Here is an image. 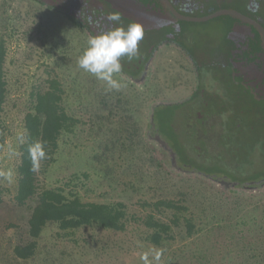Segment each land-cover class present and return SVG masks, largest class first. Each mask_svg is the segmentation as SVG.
Wrapping results in <instances>:
<instances>
[{"label": "rangeland", "instance_id": "374dc122", "mask_svg": "<svg viewBox=\"0 0 264 264\" xmlns=\"http://www.w3.org/2000/svg\"><path fill=\"white\" fill-rule=\"evenodd\" d=\"M151 1L148 8L163 11L159 2L150 4ZM114 2L0 0V36L6 44L8 86L0 168L15 170L18 164L16 136L23 130L29 91L43 84L49 74H56L65 88L68 112L74 114L78 124L71 134L61 138L60 153L49 177L40 176L44 186L77 193L85 202L123 203L129 218L145 215L159 199L182 200L198 220H204L201 226L239 204L241 214L243 210L249 212L247 217L243 215L244 221L255 232H261L264 191L220 194L217 186L207 180L172 170L167 153L146 137L150 104L156 99H181L180 103L155 108V128L149 134H159L179 153L177 162H183L179 164L183 169L226 177L237 184L264 180V99L258 100L251 91L231 81L228 53H223L230 45L226 29L217 17L171 25L178 33L179 48L160 45L147 83L136 89L120 74L134 75L142 68L158 36L152 32L156 22H146L142 17L137 20L117 5L130 2L134 6L130 0ZM48 5L79 6L95 12L101 18V30L115 26L107 20L110 12L126 17L125 23L120 21L122 26L131 22L142 25L144 37L138 44V56L132 60L122 57V73L114 74V79L123 85L120 90L108 89L105 82L78 67L77 59L88 36ZM188 97L192 99L187 101ZM9 143L16 147L14 158L7 156ZM14 186L15 182L0 181V264H143L140 255L155 248L144 239L147 228L130 218L122 232L82 227L68 236H58L55 226L48 224L37 240L35 255L26 260L18 258L12 249L29 240L27 218L35 198L18 205ZM195 243L196 238L187 247L196 248ZM183 244L177 235L161 247V264L166 256L177 257V262L184 259Z\"/></svg>", "mask_w": 264, "mask_h": 264}, {"label": "trees", "instance_id": "16d2710c", "mask_svg": "<svg viewBox=\"0 0 264 264\" xmlns=\"http://www.w3.org/2000/svg\"><path fill=\"white\" fill-rule=\"evenodd\" d=\"M41 4L43 3L41 2ZM49 8H53L63 15L68 22L81 29L88 37L89 35L97 34L101 30L100 25L102 22L95 15V12H90L91 16L89 17L92 18L93 23H89L87 16L89 11L86 10L85 12L82 8H80L82 9L81 12L78 11L79 8L75 11L65 5H53ZM204 11L209 13L207 8ZM121 22L125 23L126 17L121 16ZM171 25H166L167 29H165L166 26L152 29V32L158 33V36L151 48V53L145 62L142 63V68H139L131 76L135 77L142 74L147 61L160 45L169 41L177 42L178 38L176 35L178 33L173 31L174 27H171ZM226 31L228 33L227 29ZM260 43V38H256L251 40L249 44L254 49L256 48L258 52H264V47ZM6 53L5 40L0 36V149L4 143L2 115L8 94L4 68ZM226 55L229 63L230 54ZM120 75L126 83L133 86L122 74ZM193 93V95H196L197 91ZM65 96V88L61 79L56 74H49L44 79L43 84L35 85L29 91L27 108L22 118V132L25 135L24 141L22 143L18 142L19 160L15 167L14 200L18 205H24L35 198V204L30 207L27 218L29 240L23 244H16L12 249L16 257L24 260L30 259L35 255L37 240L48 224L55 226L58 236H68L82 227H97L122 232L126 229L128 222H130L131 217L129 218L123 203L85 202L77 193H68L65 189L42 184L40 176L43 175L44 179L49 177V171L56 161L57 154L60 153L61 138L64 135L71 134L78 124V119L74 114L68 112ZM189 99L192 98L188 97L186 100L188 101ZM100 101L103 102L105 100ZM189 118L190 116L188 115L187 119ZM35 140L45 142L47 158L41 161L39 170L33 172L30 170L31 162L28 146ZM179 150L182 154L180 148ZM172 151L174 152L176 165L182 168L179 164H183V162L180 163V160L179 164L177 162V151L173 148ZM185 158H187L186 154ZM208 175L234 183L226 177ZM244 184L246 183H236V186ZM217 189L220 194H237L231 188L226 190L217 187ZM152 205L153 209L145 215L131 218L136 224L147 228L145 241L155 248L167 246L177 238V235L180 241H184L181 251V257L184 259L179 258V263L176 260L177 257L170 256L167 258L166 256L165 260L162 259L163 264H170L171 258L173 259L171 264L264 263V228L261 232H255L250 226L251 224L244 221L249 212L243 210L244 214H241L238 209L239 204L234 205L231 210L228 209L215 221L208 222L206 226H201L204 220L201 218L198 220V217L190 212V207L182 200L165 198L153 202ZM202 215L205 217V213ZM234 219L236 220L233 222L232 220ZM195 238L198 239V243H195L196 248L187 247V243L190 244ZM207 243L209 245H206ZM205 245L206 247H204ZM174 255L178 256V254Z\"/></svg>", "mask_w": 264, "mask_h": 264}, {"label": "flooded vegetation", "instance_id": "af4514ba", "mask_svg": "<svg viewBox=\"0 0 264 264\" xmlns=\"http://www.w3.org/2000/svg\"><path fill=\"white\" fill-rule=\"evenodd\" d=\"M114 2V0H111ZM134 6H130V2H119L117 5L126 10L127 12L134 14V18L139 20V17L145 19L146 22H156L154 28H160L166 25H174L176 23L192 22L180 19L176 17L165 0H156L160 3L163 11L153 9V6L148 8L149 0L147 3H143L142 0H130ZM177 13L187 17H202L219 10H233L240 15L254 21L264 29V0H168ZM227 5H224V2ZM223 2V3H218ZM115 3V2H114ZM154 0L150 2L153 4ZM220 4L219 7H216ZM148 5V6H147ZM258 5V8L256 7ZM76 7H69L76 11ZM79 7L78 11L82 9L86 12V8ZM205 8L209 9L203 15H199ZM127 14V13H126ZM88 18L91 16L90 11L87 14ZM216 18V17H215ZM218 21L222 24V27L228 30L229 34V47L224 48L226 50L223 53L230 54L229 65L231 71L232 81L235 85L242 86L244 89L251 91L258 100L264 98V52H258L256 48L250 46L251 40L260 38L261 45L264 47V40L261 34V30L254 24L246 21L240 16L232 14H223L217 16ZM101 19V18H100ZM259 40V39H258ZM167 45H173L177 49V43L175 41H169L165 43Z\"/></svg>", "mask_w": 264, "mask_h": 264}, {"label": "clouds", "instance_id": "9594fccd", "mask_svg": "<svg viewBox=\"0 0 264 264\" xmlns=\"http://www.w3.org/2000/svg\"><path fill=\"white\" fill-rule=\"evenodd\" d=\"M258 8V5H256ZM107 20L114 23V27L108 30H101L95 35H89L86 46L78 56V67L94 75L98 80L105 82L108 89L120 90L123 85L114 74L122 71L120 60L127 57L129 60L138 56V44L144 37V30L138 22H131L127 26L120 25L121 14L110 12ZM89 23H93L89 17ZM24 132H18L16 139L24 141ZM45 142L35 140L28 146V154L31 162V171L39 170L41 161L47 158ZM17 155L16 147L9 143L7 146L8 158ZM0 181L8 184L16 182V173L12 168H0ZM164 249L152 248L140 255L143 264H161Z\"/></svg>", "mask_w": 264, "mask_h": 264}, {"label": "water", "instance_id": "95a60500", "mask_svg": "<svg viewBox=\"0 0 264 264\" xmlns=\"http://www.w3.org/2000/svg\"><path fill=\"white\" fill-rule=\"evenodd\" d=\"M167 6L169 7V9L171 10V12L178 18L183 19V20H187V21H192V22H198V21H204V20H208L214 17H217L219 15H223V14H232V15H236V16H240L241 18L245 19L246 21L256 25L260 30H261V34L263 36V40H264V29L259 26L257 23H255L254 21L240 15L239 13L233 11V10H219L216 12H213L211 14H208L206 16H202V17H187V16H183L180 15L179 13L176 12V10L172 7V5L169 3L168 0H165ZM157 50L154 51L153 55L151 56V58L147 61L142 74L139 77H133L131 75H124V77L131 83L133 84L135 87L137 88H142L144 87V85L147 83V80L149 79L150 76V66L151 63L153 62V59L156 55ZM123 74V73H122ZM182 102V100H167V99H156L154 100L150 106H149V117H148V121H149V130L147 131L146 137L148 138V140L152 141L159 149L164 150L167 153V157L169 160V165L170 168L172 170H174L175 172L179 173V174H191V175H196L199 176L205 180H207L208 182L214 184L215 186H217L218 188L221 189H226L228 190V188L233 189L237 194H249V193H253L256 194L258 192L264 191V180L258 181V182H248L244 185H238L236 186V183H230L227 181H224L222 179H217L214 178L213 176H210L208 174H205L203 172L197 171V170H187V169H183L179 166L176 165L175 162V156H174V152L172 151V148L170 147V145L163 140L159 134H155V135H150V130L155 128V124H154V108L157 105L160 104H172V103H180Z\"/></svg>", "mask_w": 264, "mask_h": 264}, {"label": "crops", "instance_id": "0c3cea01", "mask_svg": "<svg viewBox=\"0 0 264 264\" xmlns=\"http://www.w3.org/2000/svg\"><path fill=\"white\" fill-rule=\"evenodd\" d=\"M208 14V13H207Z\"/></svg>", "mask_w": 264, "mask_h": 264}]
</instances>
